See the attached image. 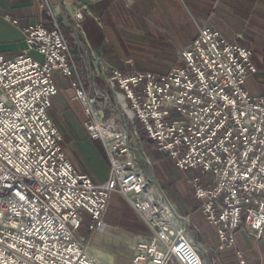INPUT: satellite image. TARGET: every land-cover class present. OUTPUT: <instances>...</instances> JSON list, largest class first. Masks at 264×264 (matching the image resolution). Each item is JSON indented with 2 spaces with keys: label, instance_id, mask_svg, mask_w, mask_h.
I'll return each instance as SVG.
<instances>
[{
  "label": "built area",
  "instance_id": "obj_1",
  "mask_svg": "<svg viewBox=\"0 0 264 264\" xmlns=\"http://www.w3.org/2000/svg\"><path fill=\"white\" fill-rule=\"evenodd\" d=\"M41 2L46 16L23 29L21 52L11 59L0 54V264H105L86 250L87 237L78 230L85 223L90 233L103 228L114 192L150 231L134 239L131 264H215L226 246L245 264L235 235L264 237V94L247 88L257 71L251 48L205 24L166 73L123 71L92 57L85 76L95 72L101 88L84 82L68 43L67 30L78 38L91 15L88 2ZM54 72L68 78L86 132L106 150L104 182L76 172L61 149L49 116L58 93ZM119 108L131 127L114 114ZM143 135L178 173L213 174L207 182L200 175L185 179L217 245L194 242L190 229L201 232L162 190Z\"/></svg>",
  "mask_w": 264,
  "mask_h": 264
},
{
  "label": "crops",
  "instance_id": "obj_2",
  "mask_svg": "<svg viewBox=\"0 0 264 264\" xmlns=\"http://www.w3.org/2000/svg\"><path fill=\"white\" fill-rule=\"evenodd\" d=\"M41 1L0 0V54L4 58H14L21 52L25 37L23 29L29 23L37 22L45 15L39 9ZM82 1L88 2L89 9L91 6L98 7L95 13L90 9L93 16L101 15L107 9L113 8L118 18L119 16H121L120 19L129 18L133 20V24L137 20L135 13L154 11L155 4L154 0ZM175 2L178 5L177 8L191 10L202 22L199 26L205 24L211 26L218 30L226 41L237 42L249 48L248 43L233 38L237 31H243L245 37L252 44H256V48L252 53V60L257 71L250 74L252 85L248 86V90L252 94H264V0H178ZM163 4H166L168 10H172L171 0H163ZM13 19H16L17 22L14 23ZM82 30H84L83 26ZM84 33L87 37L85 30ZM257 36H260L261 41L257 39ZM189 41L187 40L185 45ZM32 54L40 58L37 53L33 52ZM260 54L262 57L259 56ZM77 58H80V56L77 55ZM126 62V64H130L129 68H118L123 71H132V69L149 70L134 67L133 60L130 58L126 59ZM79 63H81V60ZM114 68L118 69L117 67ZM52 76L58 93L51 98L49 116L61 135V149H63L66 158L72 163L76 172L88 175L97 183L106 181L110 163L105 148L99 140L92 139L86 132L84 127L86 118L81 104L73 99V91L70 89L68 78L58 72H54ZM260 82L263 85L259 84ZM257 90L260 93L253 92ZM114 202H117L118 206L115 207ZM108 206L103 229L93 231L91 234L89 251L101 256L102 253L93 246L102 247L104 251L112 253L113 264H131L132 251L130 252L127 248L126 240L133 234L149 235V229L118 193L111 194ZM82 227L86 229V223ZM246 235L245 241L239 245V248L243 251V261H245V264H264V237L255 240L247 233ZM217 243L216 236L215 240L212 239L205 243V246L212 248ZM255 249L256 252H254ZM215 264H240V261L234 254L233 248L226 246V248L217 251Z\"/></svg>",
  "mask_w": 264,
  "mask_h": 264
},
{
  "label": "rangeland",
  "instance_id": "obj_3",
  "mask_svg": "<svg viewBox=\"0 0 264 264\" xmlns=\"http://www.w3.org/2000/svg\"><path fill=\"white\" fill-rule=\"evenodd\" d=\"M175 1L178 0H171L172 10H168L166 4H163V0H154V11L135 13L137 18V20L134 21L135 26L132 22L133 20L122 18V21V19H120L121 16L118 18L114 9L109 8L105 12H102L101 15H86L85 20L81 23V28L78 30V38L74 36L76 35L74 31L72 35L71 31L67 30V33L70 35L68 43L73 49L74 59L78 62L77 68L82 73L81 75L84 76V82L88 84L94 80L99 87H104V83L100 76L92 71L93 67L91 64H89V69H92L91 71L94 74L88 77L85 76L89 72L86 66L88 62L91 61L92 57L107 61L110 65L117 68H129L130 64H126V59L130 58L133 60V66L136 68L165 73L167 69L175 63L177 50L184 46L187 40H190V38L196 34L198 26L202 24L191 10L177 8L178 5ZM133 8H135V6H133ZM90 9L95 13L98 7L91 6ZM95 18L99 19V23ZM82 26L88 35L87 37L85 36L84 30H82ZM233 38L234 40H242L241 42L248 43L252 53L256 48V44H252L245 37L243 31H237ZM257 39L261 41L260 36H257ZM102 52L103 54H101ZM77 55H79L80 58H77ZM259 56L262 57L261 54ZM80 60L81 63H79ZM251 81L252 76L250 75L246 80L247 88L249 85H252ZM259 84L262 83L260 82ZM253 92L260 93L258 90ZM114 114H119L123 121L128 122L130 125V119L122 113L120 108L115 110ZM136 126L139 128L138 124H136ZM144 137L143 135L142 146H144L146 154L152 162L153 174L162 187V190H164L165 195H167L170 201H174L173 203L177 205L180 213L189 216L192 227H197L202 233H199L194 227L190 229L194 242L196 244L201 242L205 245V243H208L212 239L215 240L216 232H214L213 226L209 225L205 221V218H203L199 204H197L196 200L194 201L191 192L187 188L185 179V175L189 177L200 175L201 180L207 182L213 178V174L210 171L204 173L200 169L189 170L186 171L185 174L181 172L178 173L173 160L158 152L152 142L146 147L144 144ZM118 195L129 205L123 196L120 194ZM114 206H118L117 202H114ZM131 209L141 220L132 207ZM78 234L87 237L86 250L91 255L105 264H113L112 253L104 251L102 247L93 246L102 253L101 256L89 251L88 247L90 245L92 233L87 232L86 229L82 227L78 230ZM138 235L133 234L126 240V246L130 252L132 251L131 246L133 241ZM246 238L247 235L245 232H238L235 235L236 245L240 247L239 245H241ZM254 252H256V249ZM205 257L210 258V255L205 254Z\"/></svg>",
  "mask_w": 264,
  "mask_h": 264
},
{
  "label": "water",
  "instance_id": "obj_4",
  "mask_svg": "<svg viewBox=\"0 0 264 264\" xmlns=\"http://www.w3.org/2000/svg\"><path fill=\"white\" fill-rule=\"evenodd\" d=\"M53 10H54V13L57 15V14H59L60 13V8H59V6L57 5V6H55L54 8H53ZM98 115L102 118V113H101V111H98Z\"/></svg>",
  "mask_w": 264,
  "mask_h": 264
},
{
  "label": "trees",
  "instance_id": "obj_5",
  "mask_svg": "<svg viewBox=\"0 0 264 264\" xmlns=\"http://www.w3.org/2000/svg\"><path fill=\"white\" fill-rule=\"evenodd\" d=\"M149 143H151V141L148 140L146 137H144V144L146 145V147H147V145H148Z\"/></svg>",
  "mask_w": 264,
  "mask_h": 264
},
{
  "label": "bare ground",
  "instance_id": "obj_6",
  "mask_svg": "<svg viewBox=\"0 0 264 264\" xmlns=\"http://www.w3.org/2000/svg\"><path fill=\"white\" fill-rule=\"evenodd\" d=\"M129 115L131 116V113L129 112Z\"/></svg>",
  "mask_w": 264,
  "mask_h": 264
}]
</instances>
